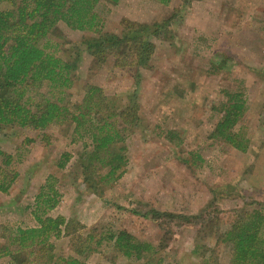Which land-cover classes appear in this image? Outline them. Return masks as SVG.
<instances>
[{
  "label": "rangeland",
  "instance_id": "374dc122",
  "mask_svg": "<svg viewBox=\"0 0 264 264\" xmlns=\"http://www.w3.org/2000/svg\"><path fill=\"white\" fill-rule=\"evenodd\" d=\"M181 3L100 0L95 11L105 33L118 34L124 21L150 25L170 19L163 38L153 40L151 67L139 71V124L124 142V172L104 184L99 196L93 195L81 176L90 146L72 135L70 124L41 131L0 127V170L16 175L7 192L0 193V226L34 227L30 211L47 179L57 203L46 215L62 216L83 227L77 232L81 238L90 233L92 243L100 242L81 258L86 264H141L121 257L102 240L106 231L124 230L139 241L160 243L157 224L137 212L200 216L208 207L211 215L218 211L215 224L174 228L155 259L162 258L163 264L227 263L226 251L215 245L213 233L244 203L264 204V0H199L188 7ZM57 27L63 45L51 40L46 49L55 56L92 36L62 23ZM136 74L131 67H113L110 60L95 66L82 54L64 105L78 104L87 85L124 103ZM37 90L50 97L45 86ZM224 90H240L246 99L247 109L233 128L248 139L245 153L208 138L220 117L217 108ZM50 95L58 97L55 91ZM168 130L176 133L177 147L165 141ZM63 154L69 159L59 167ZM194 155L199 159L191 158ZM50 241L55 256H73L69 237ZM0 264H8L7 259Z\"/></svg>",
  "mask_w": 264,
  "mask_h": 264
},
{
  "label": "trees",
  "instance_id": "16d2710c",
  "mask_svg": "<svg viewBox=\"0 0 264 264\" xmlns=\"http://www.w3.org/2000/svg\"><path fill=\"white\" fill-rule=\"evenodd\" d=\"M153 1L161 5L169 3V0ZM194 1L199 0H182L181 6L188 7ZM99 2L0 0V127L16 126L41 131L51 125L70 124L72 135L76 139H86L87 146H90L81 176L82 184L96 196L102 193L104 184L117 181L124 172L127 161L124 142L127 133L139 124V71L151 67L155 49L153 40L163 38L170 21L166 19L150 25L124 21L118 34L105 33L102 20L95 11ZM58 23L71 31L92 36L83 37L70 49L60 48L63 55L55 56L54 51L46 49L51 46V40H61L62 43L57 45H63L64 37L60 35ZM82 54L87 55L95 66L110 60L115 68L135 69L133 88L126 94L124 103H117L118 99L105 96L100 88L87 85L78 104L64 105L63 96L72 85V74ZM42 86L47 88L50 97L38 93L37 88ZM54 91L58 97L51 99L50 93ZM222 95L223 101L217 108L220 117L208 138L245 153L248 151V139L239 130L234 131V127L247 109L246 99L240 90H224ZM171 131L165 133L164 139L177 147V135ZM194 157L197 156L191 158ZM68 159L69 155L63 154L58 166L63 167ZM8 162L7 158L3 163L6 165ZM15 177V174H5L0 170V193L7 192ZM55 197L56 192L46 179L30 211L36 225L24 228L19 225L0 226V259H7L8 264H86L81 258L92 253L100 242L92 243L90 233L81 238L77 232L83 227L71 225V221L62 216H47L46 213L57 203ZM211 210L206 208L200 216L154 210L137 212L143 219L157 224L161 242L155 246L137 240L124 230L106 231L102 240L104 245L125 259L141 264H163L162 258L155 259V256L165 247L163 243L173 234L174 228L194 223L199 226L212 224L213 219H218V211L211 215ZM227 220L213 233L215 245L226 251V264H264V204L244 203L242 208L230 211ZM61 236L70 238L73 256L53 254L50 240ZM201 264H207V261Z\"/></svg>",
  "mask_w": 264,
  "mask_h": 264
}]
</instances>
